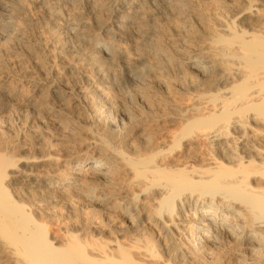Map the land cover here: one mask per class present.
<instances>
[{
    "label": "bare ground",
    "instance_id": "bare-ground-1",
    "mask_svg": "<svg viewBox=\"0 0 264 264\" xmlns=\"http://www.w3.org/2000/svg\"><path fill=\"white\" fill-rule=\"evenodd\" d=\"M0 264H264V0H0Z\"/></svg>",
    "mask_w": 264,
    "mask_h": 264
}]
</instances>
